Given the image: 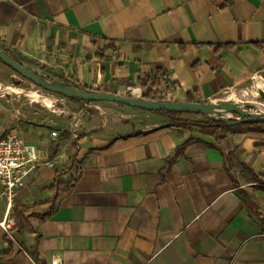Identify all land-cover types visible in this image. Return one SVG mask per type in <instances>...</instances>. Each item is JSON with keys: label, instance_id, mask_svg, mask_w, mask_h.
<instances>
[{"label": "crops", "instance_id": "0c3cea01", "mask_svg": "<svg viewBox=\"0 0 264 264\" xmlns=\"http://www.w3.org/2000/svg\"><path fill=\"white\" fill-rule=\"evenodd\" d=\"M257 42L264 0H0V45L97 91L142 96L159 65L167 100L210 99L264 75ZM145 111L77 130L0 107V138L40 160L0 228V264H264V138L219 143ZM70 162L75 183L51 189Z\"/></svg>", "mask_w": 264, "mask_h": 264}, {"label": "rangeland", "instance_id": "374dc122", "mask_svg": "<svg viewBox=\"0 0 264 264\" xmlns=\"http://www.w3.org/2000/svg\"><path fill=\"white\" fill-rule=\"evenodd\" d=\"M13 53L19 62L26 68L35 72L41 80H47L51 84L71 88L65 80L55 71L52 72L45 66H40L39 62L33 59L24 58ZM261 84V85H260ZM37 91L41 96L46 97L49 102L34 100L28 93ZM131 95V94H125ZM133 96V95H131ZM142 97V96H134ZM203 103H235L240 108L255 114L264 115V75L257 78H250L241 83L232 85L221 92L215 94L210 99L201 100ZM0 107L18 111L23 116L30 119L46 120L50 119L56 124H60L64 129H79L84 125H92L102 122L104 119L116 124L120 119L131 117L132 112L144 113L143 109L119 104L112 101H85L71 100L57 92L47 90L32 83L29 79L14 72L7 65L0 62ZM210 111L183 113L179 115L183 119L192 121H204L209 117H224L227 120L243 118L235 111H227L220 108ZM158 119L169 122L171 118L165 115L148 111ZM146 121L152 119L143 118Z\"/></svg>", "mask_w": 264, "mask_h": 264}, {"label": "trees", "instance_id": "16d2710c", "mask_svg": "<svg viewBox=\"0 0 264 264\" xmlns=\"http://www.w3.org/2000/svg\"><path fill=\"white\" fill-rule=\"evenodd\" d=\"M255 45L259 49H262L264 47V43L257 42L255 43ZM222 47L224 46L217 45L215 46L214 50H219ZM225 47L233 48L234 46L233 44H227L225 45ZM0 48L6 53H8L12 58L18 60L17 57L13 53H11L7 48H5V46L0 45ZM0 62H2L1 59H0ZM2 63L5 64L4 62ZM14 72L18 73L15 70ZM63 79L65 80L68 86L74 87L77 90L89 91V92L97 91V90L88 88L80 83H77L72 79H68V78H63ZM140 85L150 87V89L147 90L142 95V98L146 100H151V101H167V93L170 92L172 89V84L170 82L167 72L159 65H156V66L154 65L153 74L143 78L140 81ZM62 96L67 97L74 101L84 100L83 98L79 96H75V95H67V96L62 95ZM85 101L91 102V100H85ZM187 101H200L201 102L200 99H197L195 97V94L193 92H188ZM148 111H151V110H148ZM151 112L168 116L169 118H171L173 122L180 124V125H184V126L196 125L203 131L215 134L219 143L223 142L225 133L227 132L236 134L238 138H241L244 135L264 138V122H260V121H251V120H246L243 118L236 119V120H224L222 118H213V117H209L207 120H204V121H192V120L181 118L179 116L183 114L181 112H172V111H151ZM187 113H191V112H187ZM72 165H73V162H70L68 165L64 167V169L71 171L70 179L67 182H60L56 179L55 182L51 185L50 187L51 189L68 190L75 183V181L77 180L80 174V170L79 168H74Z\"/></svg>", "mask_w": 264, "mask_h": 264}, {"label": "water", "instance_id": "95a60500", "mask_svg": "<svg viewBox=\"0 0 264 264\" xmlns=\"http://www.w3.org/2000/svg\"><path fill=\"white\" fill-rule=\"evenodd\" d=\"M0 59L2 62L10 66L13 70L17 71L23 77L29 79L32 83L41 86L44 89L51 90L57 92L62 95H75L83 98L84 100L91 101H112L119 104L136 107L143 110H151V111H172V112H206L211 111L216 108H220L227 111H235L243 119L251 120V121H260L264 122V115H255L252 114L235 103H216V102H208L203 103L200 101H151L143 99L142 97H134L131 95H122L113 92L106 91H80L75 89L74 87L66 88L59 85L51 84L45 85L41 83V78L30 69L26 68L21 62L12 58L8 53L3 51L0 48ZM213 118H222L224 117H213Z\"/></svg>", "mask_w": 264, "mask_h": 264}, {"label": "built area", "instance_id": "2783aa9c", "mask_svg": "<svg viewBox=\"0 0 264 264\" xmlns=\"http://www.w3.org/2000/svg\"><path fill=\"white\" fill-rule=\"evenodd\" d=\"M40 164L37 147L24 137L8 133L0 138V198L5 211L0 215V228L9 233L16 219L9 215L18 189L24 187L28 175Z\"/></svg>", "mask_w": 264, "mask_h": 264}, {"label": "bare ground", "instance_id": "6f19581e", "mask_svg": "<svg viewBox=\"0 0 264 264\" xmlns=\"http://www.w3.org/2000/svg\"><path fill=\"white\" fill-rule=\"evenodd\" d=\"M41 83L42 84H45V85H51V83L50 82H48L47 80H41ZM261 85V84H260ZM28 95H30L34 100H39V99H41V100H43L44 102H49V100L46 98V97H44V96H41L37 91H30L29 93H28ZM222 111H224V110H222ZM215 112V110H211L210 111V113H214Z\"/></svg>", "mask_w": 264, "mask_h": 264}]
</instances>
